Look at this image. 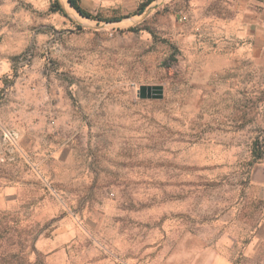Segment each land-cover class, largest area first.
Wrapping results in <instances>:
<instances>
[{"label":"rangeland","instance_id":"1","mask_svg":"<svg viewBox=\"0 0 264 264\" xmlns=\"http://www.w3.org/2000/svg\"><path fill=\"white\" fill-rule=\"evenodd\" d=\"M145 1L0 0V264H264V0Z\"/></svg>","mask_w":264,"mask_h":264},{"label":"trees","instance_id":"2","mask_svg":"<svg viewBox=\"0 0 264 264\" xmlns=\"http://www.w3.org/2000/svg\"><path fill=\"white\" fill-rule=\"evenodd\" d=\"M154 0H146L144 3H142L140 5V8L138 10V14L142 13L145 9V7H147L151 2H153ZM68 4L76 11L78 12L82 17H85V18H90V19H97L98 20V17L97 16H91V14L89 12H87L86 10H84L82 7H81V3H80V0H67ZM60 10V8H58ZM121 18L119 17H113V18H110L108 20H106L107 22H113V21H119ZM129 31H135V28H131ZM253 156H255L256 159H259L261 157V152H257L256 148L254 147L253 148ZM19 253V254H18ZM21 252H17V253H14L13 256H16L17 254L19 255V257H23L24 254H21ZM26 256V255H25ZM21 257V258H22ZM11 264V263H9ZM22 264V263H21ZM23 264H42V261L41 260H38L36 259L34 262H28L26 260H24Z\"/></svg>","mask_w":264,"mask_h":264},{"label":"crops","instance_id":"3","mask_svg":"<svg viewBox=\"0 0 264 264\" xmlns=\"http://www.w3.org/2000/svg\"><path fill=\"white\" fill-rule=\"evenodd\" d=\"M227 29L232 34L233 32H235L238 35L239 39L243 40V42H245V37H247L250 33L249 28H245V15L242 17L238 16V17H235V18L233 17L232 19H230ZM241 50L245 53V45L242 47ZM255 228H257L259 232L255 236V239L257 241L264 239V237L260 235V233H262V229H261L262 224H257Z\"/></svg>","mask_w":264,"mask_h":264},{"label":"water","instance_id":"4","mask_svg":"<svg viewBox=\"0 0 264 264\" xmlns=\"http://www.w3.org/2000/svg\"><path fill=\"white\" fill-rule=\"evenodd\" d=\"M68 3V2H67ZM70 6V5H69ZM71 7V6H70ZM72 8V7H71ZM74 10V9H73ZM75 11V10H74ZM76 12V11H75ZM78 13V12H76ZM79 14V13H78ZM80 15V14H79ZM81 16V15H80ZM163 87L162 86H141L139 88L140 98H153L160 99L162 97Z\"/></svg>","mask_w":264,"mask_h":264}]
</instances>
